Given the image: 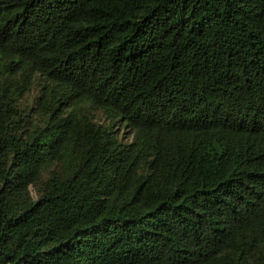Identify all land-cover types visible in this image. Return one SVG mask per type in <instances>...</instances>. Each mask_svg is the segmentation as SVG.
<instances>
[{
  "label": "trees",
  "instance_id": "trees-1",
  "mask_svg": "<svg viewBox=\"0 0 264 264\" xmlns=\"http://www.w3.org/2000/svg\"><path fill=\"white\" fill-rule=\"evenodd\" d=\"M0 264H264V0H0Z\"/></svg>",
  "mask_w": 264,
  "mask_h": 264
}]
</instances>
